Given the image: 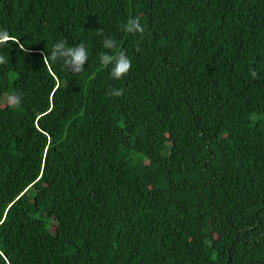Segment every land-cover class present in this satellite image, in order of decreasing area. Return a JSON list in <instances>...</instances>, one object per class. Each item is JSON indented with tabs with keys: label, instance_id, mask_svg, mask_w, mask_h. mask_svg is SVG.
<instances>
[{
	"label": "trees",
	"instance_id": "obj_1",
	"mask_svg": "<svg viewBox=\"0 0 264 264\" xmlns=\"http://www.w3.org/2000/svg\"><path fill=\"white\" fill-rule=\"evenodd\" d=\"M0 32V264H264V0H0Z\"/></svg>",
	"mask_w": 264,
	"mask_h": 264
},
{
	"label": "clouds",
	"instance_id": "obj_2",
	"mask_svg": "<svg viewBox=\"0 0 264 264\" xmlns=\"http://www.w3.org/2000/svg\"><path fill=\"white\" fill-rule=\"evenodd\" d=\"M124 30L130 34H143L145 26L141 23L139 17L129 18L123 26ZM6 33L0 32V37ZM101 47L109 51H101L98 54L99 62L102 65L110 66V75L113 79L119 80L127 75L131 68L130 58L123 52H113L117 48V42L111 37H105ZM4 57L0 56V63L4 62ZM50 59L53 63L60 62L66 69L81 71L83 65L89 60V53L84 43L68 44L66 40H59L51 47ZM115 96L122 94V90H115ZM13 104L21 103L19 96L9 97Z\"/></svg>",
	"mask_w": 264,
	"mask_h": 264
}]
</instances>
